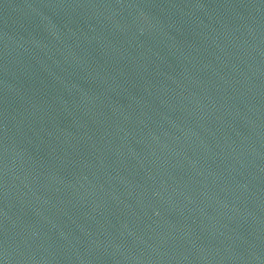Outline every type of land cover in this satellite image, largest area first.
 I'll return each mask as SVG.
<instances>
[{
    "label": "water",
    "instance_id": "water-1",
    "mask_svg": "<svg viewBox=\"0 0 264 264\" xmlns=\"http://www.w3.org/2000/svg\"><path fill=\"white\" fill-rule=\"evenodd\" d=\"M0 264H264V0H0Z\"/></svg>",
    "mask_w": 264,
    "mask_h": 264
}]
</instances>
